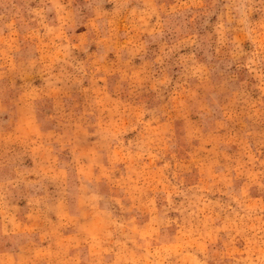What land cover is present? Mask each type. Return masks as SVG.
I'll use <instances>...</instances> for the list:
<instances>
[{
    "label": "rangeland",
    "instance_id": "1",
    "mask_svg": "<svg viewBox=\"0 0 264 264\" xmlns=\"http://www.w3.org/2000/svg\"><path fill=\"white\" fill-rule=\"evenodd\" d=\"M0 264H264V0H0Z\"/></svg>",
    "mask_w": 264,
    "mask_h": 264
}]
</instances>
